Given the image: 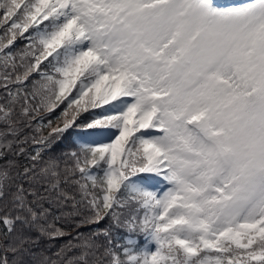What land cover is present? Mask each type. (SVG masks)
<instances>
[{
    "label": "snow or ice",
    "instance_id": "snow-or-ice-1",
    "mask_svg": "<svg viewBox=\"0 0 264 264\" xmlns=\"http://www.w3.org/2000/svg\"><path fill=\"white\" fill-rule=\"evenodd\" d=\"M0 29V264H264V0H0Z\"/></svg>",
    "mask_w": 264,
    "mask_h": 264
},
{
    "label": "trees",
    "instance_id": "trees-1",
    "mask_svg": "<svg viewBox=\"0 0 264 264\" xmlns=\"http://www.w3.org/2000/svg\"><path fill=\"white\" fill-rule=\"evenodd\" d=\"M0 35H3V30L0 29ZM26 35V34H25ZM28 42L26 40H23L22 38H20L19 36L17 37V39L14 41V51H23V49L25 48V45L27 44ZM36 79H39L38 77H36ZM0 93H3V89H0ZM2 99H0V103H2ZM59 114V110H57V115ZM41 115H45L47 116L46 113H41ZM51 118V117H49ZM53 119V123L55 124V120L54 118ZM48 122V119L46 118L44 120V123L47 124ZM25 134H28L31 132V129H25ZM46 134V132H45ZM31 145H25L26 148L30 147ZM75 147V145L73 144L72 140L69 138V137H65L61 142H59L58 144H56L52 149L51 151L48 153V155L52 156V157H62V154L64 152H67V151H70L72 150L73 148ZM47 158V157H46ZM21 159V162H23V157L20 158ZM64 240H58V241H54V242H51V243H54L56 247H59V245L61 243H63ZM49 241H45V240H42L40 242V249H44V248H47L48 245H49ZM56 247H53L49 254H51L52 251H55L56 250Z\"/></svg>",
    "mask_w": 264,
    "mask_h": 264
},
{
    "label": "rangeland",
    "instance_id": "rangeland-1",
    "mask_svg": "<svg viewBox=\"0 0 264 264\" xmlns=\"http://www.w3.org/2000/svg\"><path fill=\"white\" fill-rule=\"evenodd\" d=\"M243 2H244L243 0L242 1L240 0V1H237V2H234V3H228L225 6H232V5L240 4V3H243Z\"/></svg>",
    "mask_w": 264,
    "mask_h": 264
}]
</instances>
